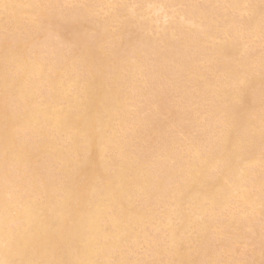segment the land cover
Returning a JSON list of instances; mask_svg holds the SVG:
<instances>
[{
  "label": "bare ground",
  "instance_id": "1",
  "mask_svg": "<svg viewBox=\"0 0 264 264\" xmlns=\"http://www.w3.org/2000/svg\"><path fill=\"white\" fill-rule=\"evenodd\" d=\"M0 264H264V0H0Z\"/></svg>",
  "mask_w": 264,
  "mask_h": 264
},
{
  "label": "rangeland",
  "instance_id": "2",
  "mask_svg": "<svg viewBox=\"0 0 264 264\" xmlns=\"http://www.w3.org/2000/svg\"><path fill=\"white\" fill-rule=\"evenodd\" d=\"M256 250H257V251H256ZM259 250H260V249H258V248H255V252H260ZM247 255H248V253H247ZM247 255H246V256H247ZM250 256H251V255H250V253H249V255H248V257H247V258H249Z\"/></svg>",
  "mask_w": 264,
  "mask_h": 264
}]
</instances>
